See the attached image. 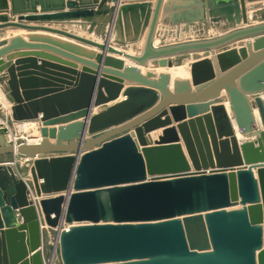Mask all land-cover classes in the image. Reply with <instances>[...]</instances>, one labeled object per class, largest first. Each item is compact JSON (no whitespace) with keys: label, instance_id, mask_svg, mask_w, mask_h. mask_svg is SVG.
Listing matches in <instances>:
<instances>
[{"label":"water","instance_id":"1","mask_svg":"<svg viewBox=\"0 0 264 264\" xmlns=\"http://www.w3.org/2000/svg\"><path fill=\"white\" fill-rule=\"evenodd\" d=\"M9 1L10 8L0 0V33L7 27L42 30L138 66L155 61L170 67L172 57L199 51L210 56L191 61L190 79L171 82L167 72L142 74L137 66L47 35L1 40L0 57L17 48L44 50L95 71L82 68L73 87L58 91L27 77L37 73H16L0 60L11 103L8 125L41 122L36 142L0 136V264H43L42 224L59 230L61 264H264V22L248 24L245 0H201L213 22L223 19L234 29L165 46L154 45L163 0ZM94 18L101 42L28 24H90ZM128 21L139 28L137 38L146 31L139 55L108 42ZM239 40L238 47H227ZM98 71L104 75L96 80ZM124 79L131 85L112 102ZM224 101L230 115L212 105ZM186 117L147 143L146 133ZM236 131L245 136L240 142ZM14 155L29 160L32 191L7 158Z\"/></svg>","mask_w":264,"mask_h":264},{"label":"crops","instance_id":"2","mask_svg":"<svg viewBox=\"0 0 264 264\" xmlns=\"http://www.w3.org/2000/svg\"><path fill=\"white\" fill-rule=\"evenodd\" d=\"M58 0H48V2L53 3L56 2ZM136 0H119V3L122 4L124 2H133ZM143 1V0H141ZM8 3V7L10 8V1L7 0ZM151 4H154V0H151ZM107 5L112 6V3H107ZM37 7V12L40 13V7L39 5L36 6ZM245 7H246V13L248 15V20H249V25H254V24H258V23H262L264 21H250V19L261 15L264 13V0H245ZM67 8H64L63 11H66ZM5 15H8L9 18L12 19H16V15H12L9 12L7 13H2ZM263 17V16H262ZM212 17H210L208 15V13H206V10L204 8L203 5V1L201 0H163L162 2V6L160 9V14H159V18H158V24L156 26V32H155V36L154 38H160L162 39V36L164 34H167L170 31H166L169 28H181L183 26L186 27H190V28H197L200 29L201 28H206L207 29V35L202 38V39H207V38H215L218 37L220 35H223L224 33H226V31H230L231 27L229 26V24L225 21V20H220L218 22H213ZM264 20V19H263ZM98 18H94L90 24H76V23H67V22H54V21H50V22H29V25L32 26H47V27H54L57 29H62L64 31H68L70 33H73L75 35H78L80 37H84L86 39H90L93 41H98L101 42L102 38H99L98 36V31H97V24ZM107 29V25L104 26V29L102 28L103 31H105ZM101 30V31H102ZM137 30H139V28H137ZM135 29V27H133L129 21H128V27L125 28L124 26L121 27V30L117 29H113L110 32L109 35V44H111L113 47L120 49L122 52H126V53H131L134 55H139L142 51V46L144 43V38H145V33L143 34V36L139 39L137 38L138 36L135 35V31H137ZM175 32V31H174ZM206 32V31H205ZM28 34H33V35H47V36H51L63 41H69L70 43H75L78 45H81L84 48L87 49H91L94 50L96 52V54H103L105 57H116L119 60H122L124 65H134L137 66L140 69V72L142 74H145L146 71H152L155 72L156 71L154 69H150L148 68V66H150V64L147 66H144L143 68L141 66H138L135 62L131 61L130 59H127L121 55H116L113 53H108V52H101L99 49L86 45V44H81L77 41H74L73 39H69L67 37H64L62 35H58V34H54V33H50V32H45L42 30H27V29H22V28H15V29H8V27L6 29H3V31L0 33V41L1 40H8L9 38L13 37V36H20L24 41H28L27 39V35ZM210 36V37H207ZM117 41L123 42V44L121 43H117ZM240 42H243L244 40H239ZM239 41H235L231 44H229L227 47L229 46H236L238 47ZM161 42L159 44H154V45H160ZM162 46V44H161ZM217 51V50H215ZM39 53L42 55H25L24 53ZM44 55H48L49 57H45ZM185 55V54H184ZM183 54H179L176 55L174 57L171 58L172 61V66H174V60L177 57H184V60L187 58V56H184ZM194 55V54H193ZM10 57V58H8ZM58 59L61 61H66L67 63H74L71 60L64 58L62 56H59L56 53L53 52H49V51H44V50H25L24 48H17L16 50H12L9 52L4 53L1 57L0 60H2L3 62L8 61L10 64L14 65L15 71L17 72H21V71H29V72H35L37 74H43L45 77L43 76H39L37 74H30V75H26L27 77L30 78H35V79H42L45 82H48L49 85L48 87H45L44 89H50V90H58L61 91V89H66V88H71L73 87V83L76 80L77 76L76 74H78V72L81 71L82 68L88 69L89 71H95V70H91V68H87V66H84L83 64H79V63H74L73 66H67L65 64H61L60 61H58ZM128 60V61H127ZM94 61V59H93ZM130 61V62H129ZM128 62V63H127ZM101 65H103V63H101ZM65 69H69V70H65ZM146 69V70H145ZM214 69L217 71V68ZM97 73V71H96ZM158 73V72H157ZM41 74V75H42ZM46 74V75H45ZM104 74L101 73L100 71H98V76L97 79L98 80L100 77H102ZM26 76H23L22 78H25ZM6 72H2L0 73V97L1 100L4 101V104L6 105L3 106L0 103V109L4 108V116L6 115V118L8 116H10V106L11 103H9L6 98H5V82H6ZM185 79V78H184ZM186 79H190L186 78ZM172 82V81H171ZM171 82L169 84V88L170 90H172V85ZM65 83H70L71 85H66ZM98 81H96V86H97ZM131 83L124 79L123 80V87L121 88L120 92H119V96L112 102L118 101L120 99L123 98L122 93L124 91L125 88H127L128 86H130ZM36 89H43V88H36ZM193 90V87H192ZM53 92H50L49 94H47L45 97H50V95H52ZM56 93V92H54ZM58 93V92H57ZM220 96H224L225 95V90L222 88L219 92ZM160 99V97H159ZM159 101V100H158ZM112 102H108L107 104H110ZM223 105L227 114L230 115V111L228 108V104L226 105V102H222V103H215L212 105ZM173 104H169L166 108H169V106H172ZM153 107V106H152ZM99 108V107H96ZM93 110V113L96 112L95 109ZM152 108L147 109L146 111H149ZM207 112H210L209 110ZM69 115V114H66ZM66 115H60L59 117H65ZM168 117L171 118V114L168 111L167 114ZM40 114H39V118H40ZM163 118V117H162ZM231 118V117H230ZM82 119V118H80ZM188 119V117L184 118L183 120H180L178 122H172L170 125L168 126H164V127H160L158 129L152 130L149 133H146L144 135L147 143L151 144L153 143L157 138L158 135L161 134L162 129H164L165 127H169V126H176L177 123H180L181 121H186ZM39 120V119H38ZM32 123V122H31ZM36 126V129L38 130V128L41 126V122L40 121H35L33 122ZM26 125V124H23ZM53 127H57L58 124L56 125H52ZM52 126H47L48 128H51ZM25 136V135H24ZM32 137V138H28V139H35L37 138V136H39V133L33 135H28V137ZM34 137V138H33ZM27 140V137L25 136V138ZM38 139V138H37ZM39 140V139H38ZM37 140V141H38ZM242 139H238V141L240 142ZM49 141L51 143H54V139H49ZM181 144H182V148L185 152V148L183 145L182 140H180ZM8 160H12L13 158L10 156H7ZM17 160L18 162L21 164L24 160L23 157H20L19 155H17ZM23 166V165H20ZM256 171L254 170V173L256 175ZM18 174L25 179V170L21 171L18 170L17 171ZM17 215V214H16Z\"/></svg>","mask_w":264,"mask_h":264},{"label":"rangeland","instance_id":"3","mask_svg":"<svg viewBox=\"0 0 264 264\" xmlns=\"http://www.w3.org/2000/svg\"><path fill=\"white\" fill-rule=\"evenodd\" d=\"M262 16L261 15H258L256 17L250 19V21L251 20L252 21H258V22L259 21H264L263 20L264 19V13L262 14ZM248 22H249V20H248ZM242 25H244V24H242ZM231 29H234V28H231ZM166 31H170V32H168L167 34H164L162 36V39H161V37L159 39L158 38L156 39L157 42H158V44L161 42L162 46L171 45V44H177V43H182V42H188V41H195L193 39H200V38H203V36H206L207 35V29L206 28L203 29L201 27H200V29H197V28H190L189 26L188 27L183 26L180 29L179 28H174V29L169 28ZM196 31H198V32L196 33ZM99 38H102V37L99 36ZM241 43H243V42H240V41L238 42L239 45ZM194 59H195V56L191 53L185 60H184V57L183 56L177 57L174 60V64L173 65L176 66V67L177 66H183V64H185L186 62H188V64L190 65L191 61H193ZM174 66H172V67H174ZM148 68L154 69L156 71V73L157 72H160V71H163L161 67L157 66V64H156L155 61L151 62L150 63V66H148ZM189 76H190V74H189ZM0 103H1V105H3V106L6 107V105L4 104V101L1 100V97H0ZM3 109L4 108H1L0 109V121H1L0 122V136H2L3 139L6 140V137L7 138H10V137H12L14 135L16 137L14 140L17 143V142H20L21 140H23L21 137H25L26 136L27 139H28V138H32L30 136L28 137V135H31V134L35 135V134L38 133V130L36 129V126H35L34 123L26 124L23 127L21 125L18 126V124H16V123H14L11 126L8 125L7 118H6V115L4 116L5 112H4ZM37 138H35V139H37ZM11 140H13V139H11ZM25 140L26 139H24V141ZM11 162H13L12 164H14V166L16 167V170L17 171L18 170H21V171H24L25 170V176H26L25 178L27 180H29L28 179V175L26 174L27 173V170H28V163L29 162H22L20 164L17 159L16 160H13L12 159ZM20 165H23V166H20ZM43 233L44 234H43V247H42V252H43L44 258L47 259V257L49 256L48 237H47V234H46L45 231Z\"/></svg>","mask_w":264,"mask_h":264},{"label":"bare ground","instance_id":"4","mask_svg":"<svg viewBox=\"0 0 264 264\" xmlns=\"http://www.w3.org/2000/svg\"><path fill=\"white\" fill-rule=\"evenodd\" d=\"M8 29H15V28H8ZM103 38V37H102ZM69 42V41H68ZM154 44H158V42H157V40H156V38H154ZM98 54V53H97ZM191 54V53H190ZM189 54V55H190ZM192 54H194V56H195V59L196 58H198V57H202V56H205V55H207V56H210V53L209 52H206V51H202V52H192ZM114 58H116V57H114ZM117 59V58H116ZM128 61V60H127ZM130 62V61H129ZM151 62H153V61H150L149 63H148V65L151 63ZM128 63V62H127ZM147 65V66H148ZM158 66V65H157ZM142 68L144 67V66H141ZM151 69V68H150ZM146 70V69H145ZM162 70L164 71V72H167V73H169L170 75H171V81L173 80V79H184V78H189V64H188V62H186L185 64H183V66H174V67H172V66H168V67H165V68H162ZM155 73V72H154ZM172 89V88H171ZM260 96L262 97V99L264 100V93H261L260 94ZM226 105H227V103H226ZM98 110V108H96L95 109V111H97ZM254 115H255V117H257L258 116V112H257V110H254ZM1 122V121H0ZM29 123H31V122H25V123H21V124H18V126H25V125H23V124H29ZM33 123V122H32ZM29 126V125H28ZM31 126V125H30ZM53 127V126H52ZM31 128V127H30ZM236 135H237V137H238V139H244L245 138V136H243V135H241V134H239L237 131H236ZM16 137L13 135L12 137H10V138H7L6 137V141L7 142H10V141H14V139H15ZM23 140H24V138L25 137H21ZM39 138V137H38ZM11 139H13V140H11ZM10 140V141H9ZM38 139H33V140H31V139H27V141L28 142H36Z\"/></svg>","mask_w":264,"mask_h":264},{"label":"built area","instance_id":"5","mask_svg":"<svg viewBox=\"0 0 264 264\" xmlns=\"http://www.w3.org/2000/svg\"><path fill=\"white\" fill-rule=\"evenodd\" d=\"M198 31H196L197 33ZM205 36H203L204 38ZM210 37V36H207ZM207 39H211V38H207ZM193 40H204L202 38L200 39H193ZM161 46V45H158ZM22 141V140H21ZM13 143H16L15 140L11 141ZM18 143V142H17ZM17 155L13 156V160H16ZM28 159L23 160V162H28ZM25 178V177H24ZM24 181L27 183V179L25 178ZM28 189L30 191V185L27 183ZM32 193L30 194V197H32ZM33 198V197H32ZM63 227H65V224H63ZM41 228L43 229V231L46 232L47 237H48V244H49V256L47 257V259H43V264H61L60 259H59V247H58V236H59V230L55 229V228H49L47 227L45 224H42Z\"/></svg>","mask_w":264,"mask_h":264}]
</instances>
